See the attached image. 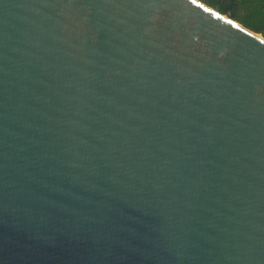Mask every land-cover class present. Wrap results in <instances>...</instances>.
<instances>
[{"label":"water","instance_id":"95a60500","mask_svg":"<svg viewBox=\"0 0 264 264\" xmlns=\"http://www.w3.org/2000/svg\"><path fill=\"white\" fill-rule=\"evenodd\" d=\"M0 264H264V38L192 0H0Z\"/></svg>","mask_w":264,"mask_h":264},{"label":"trees","instance_id":"16d2710c","mask_svg":"<svg viewBox=\"0 0 264 264\" xmlns=\"http://www.w3.org/2000/svg\"><path fill=\"white\" fill-rule=\"evenodd\" d=\"M264 38V0H198Z\"/></svg>","mask_w":264,"mask_h":264},{"label":"bare ground","instance_id":"6f19581e","mask_svg":"<svg viewBox=\"0 0 264 264\" xmlns=\"http://www.w3.org/2000/svg\"><path fill=\"white\" fill-rule=\"evenodd\" d=\"M192 1H194V2H196L197 4H199V5H202L199 1H197V0H192Z\"/></svg>","mask_w":264,"mask_h":264}]
</instances>
